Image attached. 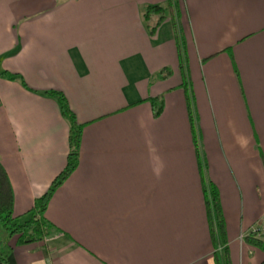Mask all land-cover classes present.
I'll return each instance as SVG.
<instances>
[{
  "label": "crops",
  "instance_id": "obj_1",
  "mask_svg": "<svg viewBox=\"0 0 264 264\" xmlns=\"http://www.w3.org/2000/svg\"><path fill=\"white\" fill-rule=\"evenodd\" d=\"M166 0H0V164L26 214L62 169L68 124L78 162L43 217L50 237L9 264H214L171 21L153 35L146 5ZM205 180L218 191L230 264H264V0H173ZM167 67L169 75L157 78ZM25 87L21 85V82ZM162 96L159 116L148 98Z\"/></svg>",
  "mask_w": 264,
  "mask_h": 264
},
{
  "label": "trees",
  "instance_id": "obj_2",
  "mask_svg": "<svg viewBox=\"0 0 264 264\" xmlns=\"http://www.w3.org/2000/svg\"><path fill=\"white\" fill-rule=\"evenodd\" d=\"M173 0H166L164 6L146 5L142 10V20L146 27L147 33L151 36L156 31L157 27L165 20L171 21L174 40L178 51V68L182 77L181 88L184 94L185 106L188 118L189 132L191 142L195 151L197 168L205 209V219L208 230V236L215 245L219 242L220 254H214V264H230L228 255L227 240L225 236L224 219L221 213L218 191L214 184L205 180L202 167V159L198 150L193 117L190 109V97L181 63V55L179 53V45L176 40V28L173 19ZM170 73L167 67L160 69L156 73L157 78L164 79ZM2 75H7L12 78L15 74L9 72H1ZM21 85L25 87L23 81ZM47 96L54 97L60 116L66 120L68 124L67 131V152L65 163L62 169L50 181L47 189L43 194L36 197L33 201V206L28 212L22 216H12L13 193L10 181L0 164V225L8 237L16 236V244H26L40 241L43 238L50 237L54 231L52 225L43 217V212L46 208L48 200L55 189L72 173L78 162V153L80 145V135L82 124L78 123L74 112L68 106L67 100L60 91L47 89L43 91ZM151 114L153 117L160 115L163 108L162 96L148 98ZM243 241L248 245L258 248L264 253V239L257 231H250L243 236ZM10 251L0 239V264H9Z\"/></svg>",
  "mask_w": 264,
  "mask_h": 264
},
{
  "label": "rangeland",
  "instance_id": "obj_3",
  "mask_svg": "<svg viewBox=\"0 0 264 264\" xmlns=\"http://www.w3.org/2000/svg\"><path fill=\"white\" fill-rule=\"evenodd\" d=\"M199 142H198V150L200 151V147H199ZM202 158V156H201ZM6 235V233L4 232V230L2 229L1 225H0V239L3 238V236Z\"/></svg>",
  "mask_w": 264,
  "mask_h": 264
}]
</instances>
